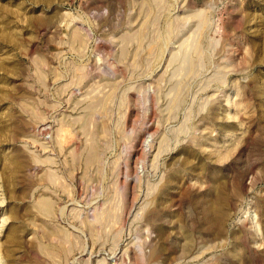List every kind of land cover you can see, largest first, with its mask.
I'll use <instances>...</instances> for the list:
<instances>
[{
    "label": "rangeland",
    "instance_id": "rangeland-1",
    "mask_svg": "<svg viewBox=\"0 0 264 264\" xmlns=\"http://www.w3.org/2000/svg\"><path fill=\"white\" fill-rule=\"evenodd\" d=\"M0 264H264V0H0Z\"/></svg>",
    "mask_w": 264,
    "mask_h": 264
}]
</instances>
